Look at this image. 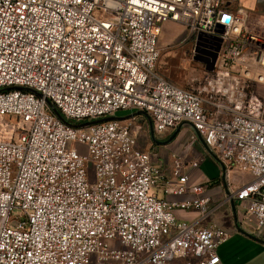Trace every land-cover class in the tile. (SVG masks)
<instances>
[{
  "label": "built area",
  "instance_id": "built-area-1",
  "mask_svg": "<svg viewBox=\"0 0 264 264\" xmlns=\"http://www.w3.org/2000/svg\"><path fill=\"white\" fill-rule=\"evenodd\" d=\"M242 1L0 0V264H219L231 234L199 225L214 208L183 174L197 162L174 154L167 177L139 148L142 123L188 125L247 173L232 198L264 236V14ZM166 22L202 61L216 55L191 90L155 71ZM120 111L141 119L81 126Z\"/></svg>",
  "mask_w": 264,
  "mask_h": 264
},
{
  "label": "rangeland",
  "instance_id": "rangeland-1",
  "mask_svg": "<svg viewBox=\"0 0 264 264\" xmlns=\"http://www.w3.org/2000/svg\"><path fill=\"white\" fill-rule=\"evenodd\" d=\"M248 9H259L261 3L257 0H245L242 4ZM100 13H95L99 16ZM195 39L190 36L185 28L181 25L166 22L162 26V31L158 40L159 58L155 65V71L159 73L168 82L181 89L191 90L203 83L204 74L202 73L201 62L197 61L194 52ZM136 111H120L117 112L115 118H136L140 120V116H133ZM175 131V130H174ZM171 132L162 134H154V140L149 135V129L142 123V128L135 132L139 148L150 153L152 157H156L154 148L158 149L160 145L157 142H164L170 138ZM180 141L183 144L184 158L186 162H197V173L201 180H210L211 177H218L222 182L224 176L225 182H231L237 185H243L250 180L247 173H243L236 168L222 169V165L209 153L201 144L195 135L183 136L180 134ZM184 137V139H183ZM170 144V143H169ZM168 145V144H167ZM80 152L86 153V147L75 144ZM166 146V145H165ZM161 167L160 165H158ZM162 168V167H161ZM188 168H183V173L188 175Z\"/></svg>",
  "mask_w": 264,
  "mask_h": 264
},
{
  "label": "crops",
  "instance_id": "crops-1",
  "mask_svg": "<svg viewBox=\"0 0 264 264\" xmlns=\"http://www.w3.org/2000/svg\"><path fill=\"white\" fill-rule=\"evenodd\" d=\"M257 1L261 3L260 8L249 10H254L257 15L264 14V0ZM173 133L174 131H171L170 135ZM180 134L183 136L188 134L190 138L195 135L198 138L188 125H182L170 144L160 145L158 149L154 148L157 156L152 157V162L160 165L169 178H171L172 171V155L180 154L184 147L183 141H180L182 138ZM185 168H188L189 171L188 184L190 186L203 185L204 192L198 197H210L211 202L208 208H214L206 218L201 220L199 225L202 227L214 225L231 234L229 239L217 249L219 264H264V236L256 237L253 234V225L245 221L240 203L232 198L233 189L238 185L224 180L221 182L218 177H211L208 181L201 180L197 168L194 169L190 166H185ZM158 195L161 196L160 193ZM165 198L170 202H183L196 198V196L186 193L178 197L168 195ZM175 216L178 220L193 223L199 220L201 213L195 210H175Z\"/></svg>",
  "mask_w": 264,
  "mask_h": 264
},
{
  "label": "water",
  "instance_id": "water-1",
  "mask_svg": "<svg viewBox=\"0 0 264 264\" xmlns=\"http://www.w3.org/2000/svg\"><path fill=\"white\" fill-rule=\"evenodd\" d=\"M228 19H229V17H225L224 18V20L227 22L228 21ZM215 59H216V55H214L213 57H212V60H211V62H204V61H202L201 59H199L198 57L196 58V60L197 61H199V62H201V63H204L205 65H206V70L207 71H212V69H213V64H214V62H215ZM38 96H40V95H38ZM50 108L52 109V111L56 114V115H58V113H57V111L54 109V107L52 106V105H50ZM141 114H144V113H141ZM59 116V115H58ZM115 119H119V118H115V117H109V118H105V119H100V120H97V121H93V122H90V123H85V124H83V125H81V126H84V125H88V124H93V123H100V122H104V121H109V120H115ZM179 129L180 128H177V129H175V131H174V133L170 136V138L167 140V141H164V142H157V144L158 145H167V144H169L175 137H176V135L178 134V132H179ZM149 135H150V137H151V139L152 140H154V134H153V131H152V128H151V125H150V123H149ZM197 137H198V139H199V141L201 142V144L204 146V148L209 152V153H211L210 152V150L205 146V144H204V142H203V140H202V138L199 136V135H197ZM211 155L213 156V154L211 153ZM214 157V156H213ZM215 158V157H214ZM216 159V158H215ZM221 164V163H220ZM222 165V169H223V171H224V165L223 164H221ZM223 180H224V176H223V178H222ZM240 232H242V233H244L242 230H239ZM245 234V233H244ZM250 236V235H249ZM251 237V236H250Z\"/></svg>",
  "mask_w": 264,
  "mask_h": 264
}]
</instances>
